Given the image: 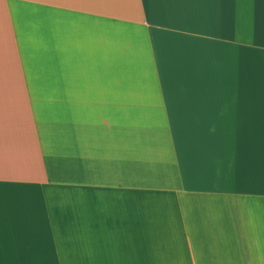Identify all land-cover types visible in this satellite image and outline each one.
<instances>
[{"label": "crops", "instance_id": "1", "mask_svg": "<svg viewBox=\"0 0 264 264\" xmlns=\"http://www.w3.org/2000/svg\"><path fill=\"white\" fill-rule=\"evenodd\" d=\"M0 264H264V0H0Z\"/></svg>", "mask_w": 264, "mask_h": 264}]
</instances>
